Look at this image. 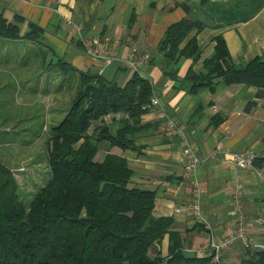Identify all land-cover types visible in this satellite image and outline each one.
I'll return each instance as SVG.
<instances>
[{
    "label": "crops",
    "instance_id": "crops-1",
    "mask_svg": "<svg viewBox=\"0 0 264 264\" xmlns=\"http://www.w3.org/2000/svg\"><path fill=\"white\" fill-rule=\"evenodd\" d=\"M178 1L190 3L191 15L207 24L191 32L197 33V54L182 57L174 64L177 73L171 77L163 70L167 61L158 44L167 27L187 15ZM210 1L217 8L214 12H209L201 0H0V12L9 20L15 21L18 14L23 16V32L30 23L43 29L38 40L13 38L24 44L28 41L24 49L32 55L27 62L38 68L43 97L52 91L46 90V65L58 57L123 83L133 71L125 64L133 43L149 54L140 72L152 80L154 95L160 100L151 104L143 116L151 127L137 133V148L111 147L109 141H101L98 156L103 158L108 151L126 156L134 170L133 183L155 189L154 213L173 217V229L181 231L188 255L215 253L211 239L221 242L235 235L232 195L237 184L251 244L264 248V95H259L260 89L254 85L223 82L215 90L202 88L192 93L190 82L184 78L190 67L196 71L203 68L204 59L214 52V37L219 33L224 35L235 63L264 57V0ZM95 37L102 41L118 38L120 62L105 65L88 54L79 39L90 45ZM30 81L27 91L34 90ZM218 115L221 119L215 122L213 117ZM170 118L177 122L178 129L166 133L165 122ZM186 147L204 158L191 176L184 173ZM243 149L258 154L247 167H240L233 159V153ZM190 178L199 183L201 215L210 226L188 205ZM168 247L167 233L160 242L163 255ZM246 252L245 244L234 239L219 252L220 261L241 264Z\"/></svg>",
    "mask_w": 264,
    "mask_h": 264
},
{
    "label": "trees",
    "instance_id": "trees-1",
    "mask_svg": "<svg viewBox=\"0 0 264 264\" xmlns=\"http://www.w3.org/2000/svg\"><path fill=\"white\" fill-rule=\"evenodd\" d=\"M200 3L209 12L217 9L210 0ZM177 4L187 15L171 23L158 44L167 61L163 70L171 77L177 73L174 64L197 54V33L191 32L207 24L191 15L190 3ZM21 20L19 14L11 21L0 12V36L42 37L40 25L30 23L23 32ZM214 38V52L204 59L203 68L190 67L184 77L190 91L215 90L221 82L244 83L259 87V95H264V57L237 64L224 35ZM56 64L62 74L75 72L78 84L46 140L48 181L26 203L14 169L0 161V264H224L214 253L184 252V237L173 229V217L154 213L156 191L133 183L134 170L126 156L112 151L98 156L104 140L111 147L137 148V133L151 127L143 116L154 95L152 80L133 70L122 83L64 57L50 61L47 68ZM58 91L62 93V84ZM219 116L213 117L215 122ZM167 233L168 253L163 255L160 242ZM246 247L241 264H264L263 247Z\"/></svg>",
    "mask_w": 264,
    "mask_h": 264
},
{
    "label": "rangeland",
    "instance_id": "rangeland-1",
    "mask_svg": "<svg viewBox=\"0 0 264 264\" xmlns=\"http://www.w3.org/2000/svg\"><path fill=\"white\" fill-rule=\"evenodd\" d=\"M27 42L0 36V161L14 169L26 203L50 177L46 140L78 84L75 72L62 74L57 64L46 65V88L52 91L43 97L38 68L27 62L32 55L24 49ZM29 78L34 90L27 91Z\"/></svg>",
    "mask_w": 264,
    "mask_h": 264
},
{
    "label": "built area",
    "instance_id": "built-area-1",
    "mask_svg": "<svg viewBox=\"0 0 264 264\" xmlns=\"http://www.w3.org/2000/svg\"><path fill=\"white\" fill-rule=\"evenodd\" d=\"M77 28L80 30V26H77ZM85 44L86 52H88V54H90L94 58L101 60L105 65H111L116 62H120L118 51L121 41L118 38H104L102 41L99 37H95L90 45L88 42H85ZM148 59L149 54L146 51L140 49L138 44L134 42L128 57L125 59V64L131 67L133 70L141 71L142 64L145 63ZM159 102V98L153 95L151 104L155 105ZM164 129L166 133L175 131L176 129H178L177 122L174 119H168L165 122ZM257 156L258 154L251 149H243L233 153V159L240 167H247L249 165H252ZM184 157V173L186 176H191L198 164L202 162L204 158L198 156L190 147H186L184 149ZM188 184L190 186V189L192 190L188 205L194 211V213L198 215V217L202 218V221L206 225L210 226V223L207 220L203 219L201 215V193L197 179L190 178ZM232 202L236 216V232L233 237H225L221 242H217L216 240L211 239L210 246L214 249V254L216 255V257H220L219 252L221 251V249L227 247L234 241V239H240L245 244V246L252 245L247 230V217L244 210L240 184H237L234 188ZM177 210H180V208H177Z\"/></svg>",
    "mask_w": 264,
    "mask_h": 264
}]
</instances>
